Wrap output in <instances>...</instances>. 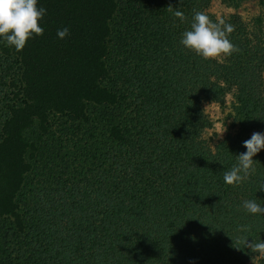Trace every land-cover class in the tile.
<instances>
[{"label": "trees", "instance_id": "1", "mask_svg": "<svg viewBox=\"0 0 264 264\" xmlns=\"http://www.w3.org/2000/svg\"><path fill=\"white\" fill-rule=\"evenodd\" d=\"M208 2L37 0L43 35L19 52L0 38L16 67L0 112V264H264L233 247L242 235L264 241V214L242 207H264V149L248 180H223L264 133V32L230 16L239 51L197 56L180 40ZM230 93L235 131L211 144L203 105ZM55 120L70 146L61 160L76 169L26 195Z\"/></svg>", "mask_w": 264, "mask_h": 264}, {"label": "clouds", "instance_id": "2", "mask_svg": "<svg viewBox=\"0 0 264 264\" xmlns=\"http://www.w3.org/2000/svg\"><path fill=\"white\" fill-rule=\"evenodd\" d=\"M168 10L172 11L173 8L169 6ZM44 15L45 9L37 7V0H0V38L17 52L23 50L30 38L43 35L44 29L39 22ZM174 16L181 22L186 20L182 11L175 10ZM233 31L234 26L226 23L224 19L213 21L204 12L195 11L190 30L183 32L180 44L205 60H222L239 51L228 39ZM68 35L67 27L57 31L60 39ZM243 147L246 152L237 155L238 162L224 173L223 180L227 185L238 186L255 173L256 161L253 157L264 149V133L254 132L250 139L243 142ZM258 190L264 191V182L260 183ZM242 207L252 215L264 214V207L255 200L244 201ZM250 230L248 225H241L238 228L241 232ZM233 247L237 250L247 248L252 253L264 257V241L261 240L249 241L247 236L242 235L236 237Z\"/></svg>", "mask_w": 264, "mask_h": 264}, {"label": "rangeland", "instance_id": "3", "mask_svg": "<svg viewBox=\"0 0 264 264\" xmlns=\"http://www.w3.org/2000/svg\"><path fill=\"white\" fill-rule=\"evenodd\" d=\"M204 13L214 20L228 19L230 16L237 17L248 29H256L255 20H260V27L264 32V0H209ZM112 24V26L117 22ZM115 59L116 57H112ZM16 67L11 58L4 56L0 52V112L4 102L11 98L15 91L10 81L15 79ZM262 80L264 88V68L262 71ZM15 82V81H14ZM204 112L211 122V127L205 132L204 138L213 144L216 140L222 138L225 134H231L235 131L233 120L234 99L232 94H227L222 103L206 102L203 105ZM52 135L47 134L41 137L35 157L31 161V170L27 175L26 184L23 193L27 191L42 190L47 187L46 181L51 182L54 177L65 179L70 169H76L68 159H63V155L70 150L58 140L62 139L65 133H61L59 121L55 120L52 124ZM221 136H218L220 132ZM65 145L67 150L62 147ZM73 165V167H71ZM248 264H255L254 261Z\"/></svg>", "mask_w": 264, "mask_h": 264}]
</instances>
